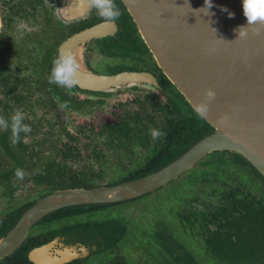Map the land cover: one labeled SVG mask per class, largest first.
I'll return each instance as SVG.
<instances>
[{"label":"flooded vegetation","instance_id":"af4514ba","mask_svg":"<svg viewBox=\"0 0 264 264\" xmlns=\"http://www.w3.org/2000/svg\"><path fill=\"white\" fill-rule=\"evenodd\" d=\"M116 3L123 14L109 24L79 0H0V115L10 117L22 109L31 126L15 146L10 130L0 129V237L50 194L146 176L180 159L213 131L163 73L121 0ZM62 50L73 53L80 64L81 83L71 93L48 83L52 60ZM65 103L67 107H61ZM92 121L100 124L96 127ZM152 127L166 136L153 140ZM194 167L200 172L182 188L184 194L168 204L172 225L132 215L144 237L140 250L121 248L129 238L119 215L88 218L118 203L160 193ZM16 168L26 173L23 180L15 176ZM226 193L248 202L264 200V180L234 152L212 150L137 198L69 205L43 215L0 264H10V255L29 236L44 234L53 236L30 249L55 238L63 245L87 248V254L63 264H86L96 255L100 264H160L161 237L175 250L180 246L193 255L196 264H237L244 254L231 257L226 243L244 245L246 255L251 251V264H264V222L257 225L254 241L245 224L232 227L226 219L232 212L221 207ZM239 199L234 214L241 210ZM62 209L63 217L52 220L50 215ZM216 232L221 241L207 246L204 239Z\"/></svg>","mask_w":264,"mask_h":264},{"label":"water","instance_id":"95a60500","mask_svg":"<svg viewBox=\"0 0 264 264\" xmlns=\"http://www.w3.org/2000/svg\"><path fill=\"white\" fill-rule=\"evenodd\" d=\"M121 2L154 60L191 107L203 100L206 88L215 91L204 119L213 131L180 159L146 176L112 186L58 191L38 200L0 237V258L11 253L43 215L69 205L137 198L165 185L212 150L236 153L264 179V29L237 39L238 26L247 25L242 0H211L210 14L202 9L204 0ZM225 115L229 119L219 124ZM87 252L83 245H63L55 238L30 249L27 257L34 264H63Z\"/></svg>","mask_w":264,"mask_h":264},{"label":"clouds","instance_id":"9594fccd","mask_svg":"<svg viewBox=\"0 0 264 264\" xmlns=\"http://www.w3.org/2000/svg\"><path fill=\"white\" fill-rule=\"evenodd\" d=\"M81 6L95 10L96 15L104 22L109 24L116 23L122 16V11L117 5L116 0H79ZM207 14L208 9L213 5L211 0H204ZM227 11V9H222ZM243 14L247 20L246 26H238L237 39H244L249 35L251 30L253 34L259 35L264 29V0H242ZM231 18L234 14L229 12ZM48 83L55 84L64 88L68 93L78 87L81 83L80 64L77 57L69 51H60L52 60V68L48 76ZM203 100L201 102L192 104L193 113L201 120L207 118L209 114V106L215 99L216 93L210 88H206L203 92ZM61 107H67V103L62 104ZM229 119L227 115L222 116L217 122L224 125ZM0 129L9 131L11 133V143L15 146L21 142L22 133H30L31 126L25 123V113L22 109H17L10 117L0 115ZM150 134L153 140L160 139L166 136V133L157 128H150ZM229 139L238 142L236 137L230 136ZM15 176L23 180L26 173L21 168L15 169Z\"/></svg>","mask_w":264,"mask_h":264},{"label":"trees","instance_id":"16d2710c","mask_svg":"<svg viewBox=\"0 0 264 264\" xmlns=\"http://www.w3.org/2000/svg\"><path fill=\"white\" fill-rule=\"evenodd\" d=\"M201 120V119H200ZM203 121V120H201ZM210 129L213 130L211 126H209ZM236 154V153H235ZM237 155V154H236ZM239 156V155H237ZM240 157V156H239ZM242 158V157H240ZM243 159V158H242ZM244 160V159H243ZM245 161V160H244ZM246 162V161H245ZM247 163V162H246ZM248 167L250 168L251 171H253L258 177H260L262 180H264L257 172L255 169L251 168L249 164L247 163ZM226 202L224 206H221L223 211L227 212H232L228 213L226 216L227 222H231L233 226H238V225H243L245 224V228H247L250 232V238L254 241V238H256L257 231L255 230L257 225L261 224L264 222V200H259L256 201L252 198L251 202H248L245 200V198L239 199L237 194H230L226 193L225 194ZM241 206V210L237 211V214H234L233 211L238 203ZM66 212L65 209L59 210L51 214V219L52 220H60L64 213ZM222 213V212H221ZM204 219V218H203ZM253 234V236H252ZM53 236V234H44L43 236H40L41 238L43 237V240L40 241V237L37 235H31L29 236L14 252L12 255H10V264H32L27 260L26 257V252L35 244H38L40 242H43L45 240L50 239ZM220 236L219 233L216 232L214 235H209L206 239H204V242L206 243L207 246L214 245L218 242H220ZM244 242L246 240H243ZM257 241V240H256ZM160 242V250L158 251V254L160 255V264H196V261L193 257V255H190L189 253L187 254L185 251H181L179 248L177 250L174 249L173 245L171 242H166L162 240V237L159 238ZM258 248L260 245V242L258 243ZM227 245V253L232 252L231 257L233 256H244L238 261L237 264H251L253 262V258L251 257L250 253L251 251L247 253V249L244 245L242 244H236V245H231L229 243H226ZM235 248V251L233 250Z\"/></svg>","mask_w":264,"mask_h":264},{"label":"rangeland","instance_id":"374dc122","mask_svg":"<svg viewBox=\"0 0 264 264\" xmlns=\"http://www.w3.org/2000/svg\"><path fill=\"white\" fill-rule=\"evenodd\" d=\"M92 124L97 127L100 123L97 121L96 123L92 121ZM194 168L190 170L188 173H186L179 180H177L175 183L170 185L168 188L161 191L160 193L157 194L155 193V195L153 194L152 196L151 195L143 196L142 199L138 198L133 202L130 201L125 203H118L108 211H102L99 212L97 215H93V216L90 215L88 216V218L90 219L103 218L107 216V214L119 215L120 218H123L124 222L127 224L128 232L126 237L128 236L127 238H129L128 240L124 241V243L121 244V248L126 250L128 249V246H134L137 250H140L141 247L144 245L143 243L144 237L141 235L142 231H140L141 229L137 227V221L132 215L137 216L142 221H147L149 218H154L162 221L165 224H171L170 221L173 223L174 219L170 215L168 216L166 214V212H168L167 210L168 204L171 203V200L174 197L177 198L184 194L182 188L188 186L191 178L195 176L196 172H200L201 170L198 168L196 169ZM34 228H36V226ZM192 249H194V246H192ZM195 252H196L195 255L199 257L197 253L201 252V250L197 248ZM91 257L86 261V264H100V261H98L99 260L98 255L92 258Z\"/></svg>","mask_w":264,"mask_h":264}]
</instances>
